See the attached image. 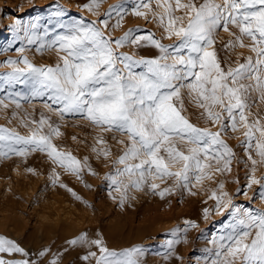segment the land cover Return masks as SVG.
I'll use <instances>...</instances> for the list:
<instances>
[{"label":"snow or ice","instance_id":"snow-or-ice-1","mask_svg":"<svg viewBox=\"0 0 264 264\" xmlns=\"http://www.w3.org/2000/svg\"><path fill=\"white\" fill-rule=\"evenodd\" d=\"M103 2L77 5L92 20L72 16L56 2L47 6L51 11L45 17H13L7 26L10 43L0 47V54L14 50L18 56L0 61L9 69L0 74V90L5 92L0 108L21 109L22 101L41 99L47 112L60 120L78 117L98 129L91 152L109 163L111 171L102 180L108 198L121 211L133 207L138 199L134 193L165 200L182 190L194 196L193 188L214 183L208 195L213 207L203 208L202 214L207 220L215 213L222 223L208 241L212 247L195 264H264V210L236 200L243 195L251 202L258 195L264 203V172L257 175L264 168V115L253 113L250 102L253 93L264 102V0H117L101 12ZM129 16L155 23L161 37L140 27L114 36ZM221 30L230 37L225 50L239 47L250 53L238 56L235 66L220 59L216 45ZM33 47L37 54L55 50L58 62L34 64L25 55ZM144 50L156 54L141 55ZM185 95L201 110L206 126L185 115ZM20 125L28 130L26 135L0 128V159L42 154L51 166L50 186L91 208L63 179L72 176L91 189L84 179L98 175L91 158L56 143L64 135L61 124L43 112L39 119L25 112ZM229 132L242 137L238 146L243 157L225 139ZM107 133L127 137L112 136L123 146L115 158ZM234 162L244 164L246 184L230 193L216 177L231 174ZM26 172L38 174L32 167ZM232 182L239 185V180ZM196 227L184 220L162 233L157 254L164 264H191L179 246L188 243V232ZM54 243L32 250L0 234V264H64L71 252L81 264H145L149 250L141 245L110 249L101 230L90 234L88 229L65 238L55 250Z\"/></svg>","mask_w":264,"mask_h":264},{"label":"rangeland","instance_id":"rangeland-1","mask_svg":"<svg viewBox=\"0 0 264 264\" xmlns=\"http://www.w3.org/2000/svg\"><path fill=\"white\" fill-rule=\"evenodd\" d=\"M54 2L70 9V15L72 16L79 15L87 20L95 19L87 12L80 11L77 7L85 0H0V29L4 30L3 36H0V47H6L10 43L7 26L13 23L14 16L22 15L25 19L37 16L45 17L51 11L47 6ZM116 2L117 0H104L100 11L103 12L109 5ZM136 27L154 32L157 38L162 35V31L155 23H146L142 18L130 16L125 18L123 27L115 31L113 35L119 36L124 30ZM229 39L228 33L222 30L219 31L216 47L219 50L220 59L231 62L235 66L238 56L242 59L250 53L247 49L239 47L234 50H225L224 44ZM173 42L163 40L165 44ZM245 42L247 43V41ZM125 50L131 51V49ZM140 54L150 56L156 53L154 50H144ZM25 55L36 65H55L58 62V55L55 50L37 54L35 47H33L30 51H26ZM17 56L18 54L14 50H10L0 54V61L9 57L16 59ZM7 71H9L8 68L0 66V74ZM4 94V90H0V98ZM250 102L252 103L251 111L253 113L259 112L264 115V102L259 100L258 94L253 93ZM21 103V109H16L14 105H9L7 109L0 108V128L15 130L26 135L28 130L21 127L20 118L27 112L39 119L40 113L43 112L51 116L52 121L61 124V131L64 135L56 143L65 149L71 150L78 157L89 156L98 175H85L84 179L92 186L91 189L85 188L72 176L65 175L63 177L84 200L92 205L89 208L74 201L63 190L50 186L51 166L42 154H32L27 160L17 157L0 159V234L10 236L20 241L24 247L32 250L55 241L52 245L53 250H55L63 243L65 238L73 236L82 229H88L90 234L96 230H101L110 249L120 251L132 245L149 246L145 264H164L161 256L157 254L159 245L164 239L162 233L177 225L182 226L184 220H191L198 227L190 229L187 237L188 243L179 246V252L184 256L185 261L195 264L196 257L200 256L205 249L212 247L208 241L212 239L213 233L217 232L222 223V218L215 213H210L206 220L203 217L202 209L213 207L214 202L208 199V195L211 190L215 189L216 185L214 183L205 181L203 186L198 185L193 188L192 190L196 192L194 196L182 190L165 200H160L158 197L146 193H134L138 199L132 202L133 207L121 211L108 198L105 191L106 185L102 180L103 175L111 171L109 163L97 160L91 152L99 130L78 117H67L60 120L54 114L47 112L41 99H35L30 103L23 101ZM185 106L187 108L185 115L192 123L201 127L206 126L205 121L200 116L201 110L189 104L186 95ZM13 113H16L15 117ZM113 135L120 140H126L127 137L120 136L118 133L105 134V138L113 150V158H115V155L119 154L123 146L112 139ZM72 137H76V139L73 140ZM225 139L234 148L238 157H243V150L238 146L242 137L238 133L229 132ZM28 167H32L38 174H28L26 172ZM245 171L244 164L237 165L234 162L231 174L218 176L216 179L225 182V190L235 193L238 186L246 184ZM262 172H264V168L259 169L257 175ZM235 180H239V185L232 182ZM254 191H256L255 187L249 190V196H252ZM236 200L246 207L264 210V203L261 202L258 195L251 202L243 195L237 196ZM42 224L48 228L45 232L46 238H43L44 231H39V226ZM149 225L150 227H147ZM144 228L146 230L143 231ZM33 243L37 244V248H32ZM69 254L74 258L72 264H81L80 261L76 260V252ZM172 264H180V262L173 261Z\"/></svg>","mask_w":264,"mask_h":264},{"label":"bare ground","instance_id":"bare-ground-1","mask_svg":"<svg viewBox=\"0 0 264 264\" xmlns=\"http://www.w3.org/2000/svg\"><path fill=\"white\" fill-rule=\"evenodd\" d=\"M145 209H146V207H145ZM167 211H168V210H167ZM171 211H172V210H171ZM180 211H182V210H180ZM180 211H179V212H180ZM169 212H170V211H169ZM171 214H172V213H171ZM13 215H14V214H13ZM157 218H158V217H157ZM153 219H154V218H153ZM44 220H45V219H44ZM56 221H57V220H56ZM152 222H153V221H152ZM16 224H17V223H16ZM146 224H148V223H146ZM13 226H15V225H13ZM10 227H11V226H10ZM39 227H40V228H39V231H40V232H43V231H44V236H43V238H46V237H45V232L48 230V228H47L45 225H43V224L40 225ZM117 227H120V226H117ZM117 227H116V228H117ZM147 227H150V225L147 226ZM120 228H121V227H120ZM145 228H146V227H145ZM145 228L143 229V231L146 230ZM141 229H142V228H141ZM20 230H21V229H20ZM157 230H158V229H157ZM19 232H20V231H19ZM137 232H138V230H137ZM137 232H136V233H137ZM14 233H15V231H14ZM16 234H18V233H16ZM25 241H26V240H25ZM31 246H32L33 249H34V248H37V244H34V243H33V245H31ZM73 259H74V258L72 257V255L68 254V255L65 256V258H64V264H69V262H72Z\"/></svg>","mask_w":264,"mask_h":264}]
</instances>
